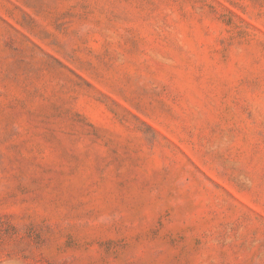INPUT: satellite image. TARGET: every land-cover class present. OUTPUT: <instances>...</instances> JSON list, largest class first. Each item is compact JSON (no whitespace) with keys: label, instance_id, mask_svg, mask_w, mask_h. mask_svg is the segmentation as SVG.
Returning <instances> with one entry per match:
<instances>
[{"label":"rangeland","instance_id":"obj_1","mask_svg":"<svg viewBox=\"0 0 264 264\" xmlns=\"http://www.w3.org/2000/svg\"><path fill=\"white\" fill-rule=\"evenodd\" d=\"M0 264H264V0H0Z\"/></svg>","mask_w":264,"mask_h":264}]
</instances>
